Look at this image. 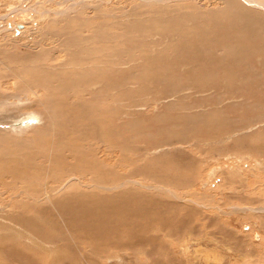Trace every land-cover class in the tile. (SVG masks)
<instances>
[{"label":"rangeland","instance_id":"rangeland-1","mask_svg":"<svg viewBox=\"0 0 264 264\" xmlns=\"http://www.w3.org/2000/svg\"><path fill=\"white\" fill-rule=\"evenodd\" d=\"M225 5L0 0V263L26 243L5 228L31 206L16 196L17 174L57 186L80 170L86 184L94 175L84 162H99L105 179L157 187L141 192L179 209L175 219L105 253L69 240L65 252L49 246L46 261L15 263L264 264V33L224 34ZM75 103L87 110L81 121Z\"/></svg>","mask_w":264,"mask_h":264},{"label":"bare ground","instance_id":"bare-ground-1","mask_svg":"<svg viewBox=\"0 0 264 264\" xmlns=\"http://www.w3.org/2000/svg\"><path fill=\"white\" fill-rule=\"evenodd\" d=\"M220 1L228 6L229 13L226 12V15L229 18L233 17L236 22L242 21L246 25L242 30L236 32V30L239 29L238 25L241 23H236L237 27H233L232 25H230V23L234 24L235 20L233 18H230L232 22L228 21L218 26V28L224 34L231 35L232 33H244L246 30L250 31V27L257 34L264 33V17L260 16L258 14L259 12H257L256 14L253 10L250 9L251 7L247 8L246 5L243 6L242 3L237 2V0ZM243 1H245L244 3H249V5L253 6L254 8H261L264 10V1L261 3L257 2V0ZM127 41L129 42V40ZM219 48L221 50V46ZM60 88L63 90L65 89L64 86H61ZM84 108V104L78 103L76 107L71 108L72 112H70L69 110L68 112H70L71 118H75V115H77L79 118L78 121H81V119L83 118L82 113L87 112V110H85ZM78 113H80L81 117ZM73 128L76 130L74 132V136L76 135L75 138L77 140L78 135L82 134V131H80V129L78 128L77 123L73 125ZM52 136L54 138L52 140H55V136ZM103 142H105V140H103ZM77 152L78 151L75 149L74 154H76ZM79 159L76 158L75 160L78 162H82L81 159L80 161ZM84 163L86 164L84 165V168H88L84 171V173L90 170L94 175V178L92 177L90 180L87 179L88 183L86 184L82 183L81 179L85 178L80 175V170L73 171L67 176L62 177L61 175L58 178L59 181H55V183H58L57 186H48V179L46 178L44 182L36 180L35 177L32 178L31 176H33L34 174L31 175V172H28L29 170H27V172H21L20 174H17L21 179L20 181L25 182L22 184V188H19L21 190V193L16 194V196H25L26 200L31 203V206L30 208L26 209L22 208L20 212H16L15 210V219H9L7 220V222H5V225L9 224V226H5L4 224L3 225L5 226V228L7 227L6 229H12L13 227H15L22 233L26 234L25 237L22 233L18 232V237L22 239V241L25 240L26 243H22L16 240L13 246L16 247L17 250H21L22 252L19 254L14 253V251L8 252L10 255H14L13 258L7 256L4 252V256L10 258L12 262H8L4 259L5 261H1L0 264H18L15 263V260H17L18 258H21V260L29 259L32 262L34 259L42 260L41 257L43 255L45 257L44 252L46 251V249H48L49 246L60 245L61 250L64 252L66 250H70L67 245L65 247L63 245L64 243H68L69 240H71V242H73V245L75 246H77L78 242L80 244L85 243L87 246L91 247L92 250H96L100 253H105L109 249L114 248L116 245H118L122 239L129 236L135 234L146 235L150 233L153 236V234H157L162 231L165 222H168V220L171 219H175L176 213L179 209H176L169 204L155 201L148 195H145L143 192H141V188L152 189L153 191V189L158 190L157 187H144L141 185L140 181H134L131 178H125V180L120 179L117 183V181H115L114 179L111 180L107 177L105 179L104 176L108 172L106 171V169L105 171L101 170L102 165L99 162L95 165V167L88 166L87 162ZM9 175L11 176V181L14 180L17 176H15L14 174ZM60 181H62L63 183H61ZM127 185H130V188H127ZM131 185L133 186L131 187ZM125 187L127 189H125ZM118 189H125V192L120 190L121 192L118 191L119 193L115 195L100 194L102 192L109 193L113 190ZM52 194L53 196H56L51 197ZM52 198L55 199L52 200ZM11 210H14V207H12ZM29 211L32 212V214ZM186 213L189 214V211ZM10 225L12 228H9ZM13 239L15 240L16 238ZM58 242L60 243L58 244ZM0 243H2V241ZM34 244L36 245L35 247H33ZM57 250L59 251L60 249L58 248ZM70 252L69 255H71ZM1 257H3V255L0 256V258Z\"/></svg>","mask_w":264,"mask_h":264}]
</instances>
